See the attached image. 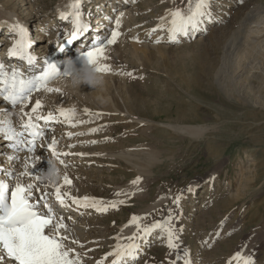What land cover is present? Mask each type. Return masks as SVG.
<instances>
[{
	"label": "rangeland",
	"instance_id": "rangeland-1",
	"mask_svg": "<svg viewBox=\"0 0 264 264\" xmlns=\"http://www.w3.org/2000/svg\"><path fill=\"white\" fill-rule=\"evenodd\" d=\"M0 1L14 7L19 18L33 22L18 0ZM58 1L24 0V4L51 12ZM169 9H181L187 15L189 0H130L126 10L131 16L118 29L117 42L106 45L107 59L101 61L112 69L104 72L103 92H92L87 85L81 90L60 86L59 94L40 92L47 98L42 102L46 113L57 105L78 111L74 117L84 135L76 136L83 142L75 147L89 153L78 157L84 158L81 162L68 163L63 171L72 183L62 180V189L73 196L107 199V205L117 203L116 208L108 207L91 218L92 230V224L98 229L84 235L97 237L89 242L97 245L90 257L82 258L83 264H112L114 257L107 254L114 251L117 235L133 216L141 218V226L171 217L178 245L169 248L166 233L154 229L146 251L133 264H184V259L192 264H228L237 252L251 256L254 264H264V81L253 79L255 100L245 98V82L237 87L244 98L235 99L222 94L204 96L184 83L193 72L207 83L212 76L206 70L216 65L242 66L237 77L245 69L251 68L254 75L261 72L264 53L260 49L253 53L243 41L245 31L264 28V0H210V19L194 35L177 42L169 40L167 24L158 27ZM153 28L157 30L152 32ZM240 48L244 49L239 53ZM244 51L252 52L249 59H244ZM80 63L79 59L77 66ZM97 95L107 97L108 103H97ZM183 124H200L202 130L169 126ZM94 128L98 130L91 132ZM144 149L154 150L156 157L152 159ZM137 177L139 182L132 183ZM194 192L203 193L195 202L189 198ZM85 222L90 221L80 223ZM78 225L71 224L70 229L81 234ZM178 256L183 259L177 260Z\"/></svg>",
	"mask_w": 264,
	"mask_h": 264
},
{
	"label": "bare ground",
	"instance_id": "bare-ground-1",
	"mask_svg": "<svg viewBox=\"0 0 264 264\" xmlns=\"http://www.w3.org/2000/svg\"><path fill=\"white\" fill-rule=\"evenodd\" d=\"M17 2L24 12L28 10L26 15H28L29 18H33L34 20L32 19L33 22H31V20L29 21L27 17L25 19L19 18L18 13L16 9H14V7L9 8L10 6H8L6 2L3 3L0 1V63L4 65V72L10 74L12 71H17L20 73L21 78H25V79H32L38 76L42 68L45 66V61L55 62L60 71L63 70L64 61L66 58L71 57L77 63V61L80 59L78 51L80 50L86 51L85 50L86 48L91 47L93 46L94 43L103 41L106 37L110 36L111 31L114 28H116V18L117 17L119 18V28L118 29H120L122 26L123 27L126 26V20L131 16V14H129L128 11L126 10V7L128 6V4H130V0H81L80 6L77 9V11L81 13V21L87 24L88 27H87V30L83 31L82 35H80L76 41L68 43L67 41L71 40V32L74 30L73 19L72 17H69V19H62L59 13L61 11L66 12V13L71 12L72 9L70 5L74 2V0H59L57 3V6L55 7V10L51 12H43L42 10L39 11L38 8H35L32 5L25 7L24 0H18ZM20 7L19 8L16 7V8L20 9ZM85 9H87V11H85ZM206 12L208 13V15L200 18V23L198 25V28L196 30H190L189 32L190 36L194 35L198 30H200L201 27L205 25L206 21L210 19L211 14L208 10V6L206 8ZM17 22L25 26L31 34L30 39L32 42V47L29 49V52L36 57V61L34 64L30 65L26 59H23L21 57H10L8 54L9 49L12 47L14 41L18 38L16 34L10 31V25L15 24ZM134 27H131V28H134ZM62 28H64L63 32L58 30ZM53 30H56L55 34L50 35V32ZM247 31H245L244 33L245 36H244V41H243L245 45H247L246 47L250 48L251 51H253V53L255 50L257 51L259 49L262 53H264V28L259 27V28L253 29L249 33ZM135 32L136 31L134 29L133 33ZM61 34H63V40L61 39ZM189 35L187 36L181 35V38H178L177 41H179L180 39H183L184 37L187 38ZM157 36L158 34L155 35V38H157ZM239 36H241V34ZM242 37L243 36H241V38ZM46 39H47V44H44V41ZM244 43L242 44L244 45ZM61 45L63 46V50H58V48ZM239 46H241V44ZM243 49L240 48L238 52L239 53L242 52ZM224 50L227 55L228 54L227 48H225ZM251 51H247V52L244 51V59H249V54L252 53ZM241 69H242V66L240 65L239 66L232 65L231 68L229 66L220 67L216 65L206 70L208 75L212 76V79H208L209 77H207V79L209 80L208 82L210 83L208 82L205 83L200 77V75L197 74L196 72H193L192 74L193 76L188 77L189 79L184 83H186L195 92H198V94L199 92L203 93L204 96L207 95L210 97V96H215V95L217 96V95L222 94L225 97L227 96L228 98L235 99L237 98V96H239L238 98L240 97L242 98L243 95L245 96L246 94L245 98L248 95L251 100H255L253 98H255L256 96V91H255L256 87L252 85L254 84L252 82H253V79H263L262 81H264V65H263V68H261L262 70L258 75L257 73L256 75H254L253 72L251 73V68H250L249 71L248 69H245L243 73L240 74L239 77H237ZM244 82L246 84L245 91H244L245 94H242L240 93V88H237V87L240 83H244ZM60 86L61 84H59L54 79H51L50 81H48V87L50 88L58 89V87ZM44 91L46 93V90L44 89L33 91L30 95L29 101H25L22 104H17L14 108H11V105L7 104L6 102L3 101L2 98H0V114H2L4 118H7L10 116L13 126L16 128V130L23 131V129L21 128V124L23 122H26L28 119V116L25 115V113L31 114L33 116V119L35 120L37 114L31 113V108L35 105V102L37 100L44 102V103L46 102L45 100L47 98L44 100L42 96V94L44 95V93L42 94L40 93ZM57 94L59 93L57 92ZM201 98H202V95H201ZM247 101L250 102L249 99ZM57 107L58 108H56L55 110L54 108L51 111L48 110L47 113H46L47 108H45V111L43 107L42 109L39 110L38 114L44 115V116H47L48 113H53L55 116L59 118L60 122L50 121L48 124L45 125L43 120L37 121L39 125L41 126V128H43L45 135L36 141L37 147L35 149V152H29L26 147L24 148V150L16 151L15 149L10 147L11 142L4 139L3 134H0V168H3L5 170L3 172H0V178L11 179L10 177L6 175V172L15 171L17 174L16 175L17 181L22 182L24 184L37 183L38 185H40L38 189L33 190L34 196L36 197L41 196L43 193H50V194L54 193L55 192L54 186H49L47 184L41 183L40 179L36 180L32 176H29V175L20 176L19 174L25 172L26 171L25 166H30L34 162V160L35 162L36 161L38 162H36L35 166L31 169L33 174H39L42 171L47 170L48 168L47 160L49 158L56 157L46 147V145H49L51 141H57V139H61L60 142L58 143H61V144L64 143L68 146L67 147H63L61 145L59 146L57 143L56 144L57 151L60 153H65V152L72 153V155L61 156L60 158H58V163H60V165L63 167V170L67 169L68 167L67 165H71L68 163L74 164L77 162H81V159H84V158L79 159L78 157L89 156L88 152L87 153L83 152L81 149H78L77 147H74V148L71 147V145H76V144L79 145V142H83V141H80L79 138L77 140V137H76L78 136L76 135L77 133H83V129L79 128L77 124L78 122H76L77 119L75 117L73 118V123H76V126L72 127L68 122L64 121L63 117H60L59 109H61V106L57 105ZM133 118L139 120V118H136V117H133ZM142 121H150V120L142 119ZM169 126L183 130V131H189V132H197V131L202 130V125L200 124L175 125L176 127L174 125H169ZM70 132L73 133L72 136L67 135ZM30 138L31 137L28 136L27 133L25 134V137H23V139H30ZM153 151H149L146 149L142 150L143 153L149 154V156L152 159H154L156 157V154L153 153ZM79 153H83L84 155H77ZM8 156H16L18 157V159L9 161L7 158ZM33 157L35 159H33ZM70 157H73V158L69 159ZM61 160H63V163H61ZM68 171L70 172V169L67 170V172ZM71 172L76 173L74 169H72ZM84 176L87 177L86 175ZM49 188H51L52 190H49ZM61 191L62 193L65 192L63 189ZM203 193H206V190H204ZM202 195L194 192L193 194L189 195V198L191 201L195 202L197 198ZM73 197L83 198L85 196L78 195V196H73ZM87 197L94 198L96 201L100 203V206H106L108 202V200L104 198L99 199L94 196H87ZM47 202L51 206L53 210V214L56 217V219L63 217L64 223L68 226L67 230L61 229V234L66 235L69 238L68 240L65 241L66 246L74 249L76 253H80L82 258L90 257V251L97 244L94 242H93L94 244L93 243L90 244L89 242L95 241L96 239L94 238H97V237H93V236L91 237L89 235H84V234H85V231H88L89 233L97 231L98 228L96 224L95 225L92 224L93 227H95L94 230H92V226L89 224L93 222L91 218H93L96 215L101 214L102 212L97 211L95 208H92V207H82V206L73 204L71 200L68 201L67 206L61 205L59 204L58 201H56L54 195H49L47 197ZM180 205L181 206L185 205V201H181ZM41 210H43V208H41ZM86 220L90 222L80 223ZM71 224H77L78 226H80L82 228V231H80L81 234H77L78 231L76 228H75L76 230L70 229ZM134 227H135V224H129L126 226L124 230L121 229L122 233L117 235V237H120L121 239L120 240L115 239L117 240L116 241L117 244H121V245L125 244V242L128 241L126 238L134 234L133 232ZM136 229L137 227H135V230ZM189 231L190 229L188 227L187 233H189ZM95 235L98 236L97 234ZM150 235H152V233L147 234V235L141 232L138 233L134 241L138 245V248L136 249L137 255L135 259L127 261L126 264L135 263L140 258L141 254L146 251L147 246L151 242ZM141 238H144L142 242L139 240ZM73 241H76L77 243H73ZM81 245H83V247H81ZM3 263L12 264V261L10 259H5Z\"/></svg>",
	"mask_w": 264,
	"mask_h": 264
},
{
	"label": "snow or ice",
	"instance_id": "snow-or-ice-1",
	"mask_svg": "<svg viewBox=\"0 0 264 264\" xmlns=\"http://www.w3.org/2000/svg\"><path fill=\"white\" fill-rule=\"evenodd\" d=\"M81 0H74L70 5L71 12L61 11L59 14L62 19H69L72 17L74 30L71 32V40L68 43L76 41L83 31L87 30L88 25L81 21V13L77 11ZM210 0H189V12L187 15L181 9H169L165 17L161 18V23L158 27L163 28L165 24L168 26L169 40L177 42L178 35H189L190 30H196L200 23V18L208 15L206 8ZM119 18H116V28L111 31L110 37H106L105 41L94 43L88 50L78 51L80 57H87L89 63H97L98 70L102 72H110L111 66L101 63L106 60V45L115 44L120 35ZM157 29L153 28L151 31L155 32ZM10 31L18 36L14 41L12 47L9 49L10 57H21L26 59L31 65L36 61V57L29 52L32 47L29 30L19 22L10 25ZM63 40V34H61ZM65 42V41H64ZM157 43L160 42L158 38ZM58 50H63L61 45ZM60 74V70L55 62L45 61V66L42 68L40 74L32 79L21 78L17 71H12L10 74L4 72V65L0 63V98L4 102L14 108L17 104H22L30 100V95L33 91L44 89L48 92H59V89L48 87V81L54 79ZM131 75V73H128ZM43 107L41 101L37 100L35 105L31 108V113L37 114L35 120L29 113L26 122L21 124L23 131H17L13 126L12 120L9 117L4 118L0 114V134L3 138L11 142L10 147L16 151L24 150L26 147L29 152H35L37 147L36 141L42 138L45 133L43 128L37 121L43 120L45 125L50 121L60 122L59 118L53 113H48L47 116L40 115L39 110ZM85 112L90 113L89 109ZM60 117L68 122L72 127L76 126L73 123L75 116V109H59ZM97 115H101L97 113ZM98 129H90L95 132ZM27 133L30 139H23ZM72 136L73 133H68ZM76 135H84V133H77ZM98 141H91L90 143H97ZM57 141H51L46 147L57 158L61 156L72 155V153H60L56 149ZM75 147V145H71ZM77 155H84L79 153ZM100 155V153H97ZM9 161L18 159L16 156H8ZM63 163V160H61ZM34 162L30 166H25L26 171L20 173V176L29 175L34 179H40L39 174H33L31 169L35 166ZM5 171L0 168V172ZM6 175L11 179L0 178V264H3L5 259H10L12 264H83L82 256L76 253L74 249L66 246L65 241L69 238L61 234V229L67 230L68 226L64 223L63 217L56 219L53 214L51 206L47 202L49 195H54L59 204L67 206L68 201L71 200L73 204L82 207H92L97 211H107L108 207L116 208L117 203L112 202L109 206H100V203L94 198L83 197L76 198L70 192H63V184L55 187L54 193H43L41 196H34V189H38L40 185L37 183L24 184L16 180V172L8 171ZM141 178L137 177L132 183H138ZM64 184L71 185V179L65 174L63 176ZM191 191V188H189ZM179 197H177V201ZM124 203V201H120ZM43 208V210H41ZM140 217L133 216L129 223L137 225V233L127 237L129 241L127 244H117L113 252L108 253V256H113L112 264H126L127 261L135 259L138 245L134 242L138 233L143 232L145 235L150 234L154 229H161L167 235V244L169 248L175 249L178 247L175 242L176 230L171 223V217L167 221H154L150 226H141ZM55 221V222H54ZM127 226V225H126ZM120 240V237L116 238ZM73 243H77L73 241ZM83 247V245H81ZM187 256V253H185ZM107 258V257H106ZM183 257H177V260ZM243 261V264H254L251 256H243L242 253L237 252L228 261ZM102 264V262H101ZM175 264V262H173ZM184 264H192L191 260L184 259Z\"/></svg>",
	"mask_w": 264,
	"mask_h": 264
},
{
	"label": "clouds",
	"instance_id": "clouds-1",
	"mask_svg": "<svg viewBox=\"0 0 264 264\" xmlns=\"http://www.w3.org/2000/svg\"><path fill=\"white\" fill-rule=\"evenodd\" d=\"M80 60L81 63L77 66L73 58H66L63 70L54 80L67 89L81 90L82 86L87 85L93 89L92 92H103L106 86L105 73L98 70L97 63H89L86 56L80 57ZM95 100L102 105L108 103V99L104 95H97ZM47 164V171L40 173V182L55 186L63 180V168L58 163L57 157L49 158Z\"/></svg>",
	"mask_w": 264,
	"mask_h": 264
}]
</instances>
